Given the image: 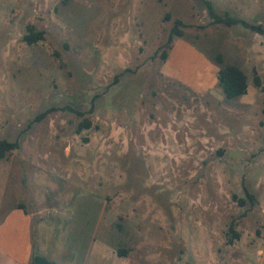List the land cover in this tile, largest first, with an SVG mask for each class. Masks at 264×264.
<instances>
[{
    "label": "rangeland",
    "instance_id": "obj_1",
    "mask_svg": "<svg viewBox=\"0 0 264 264\" xmlns=\"http://www.w3.org/2000/svg\"><path fill=\"white\" fill-rule=\"evenodd\" d=\"M208 4L264 27V0H0V221L48 174L103 212L90 264H264V36Z\"/></svg>",
    "mask_w": 264,
    "mask_h": 264
},
{
    "label": "crops",
    "instance_id": "obj_2",
    "mask_svg": "<svg viewBox=\"0 0 264 264\" xmlns=\"http://www.w3.org/2000/svg\"><path fill=\"white\" fill-rule=\"evenodd\" d=\"M35 177L37 194L32 200V212L18 203L0 221V264H31L33 251L55 264H90L103 212L89 204L79 205L90 195L77 191L62 207V179L56 177L55 183L48 174L38 173ZM53 195L56 202H52ZM34 216L42 219L36 224L37 243L33 250Z\"/></svg>",
    "mask_w": 264,
    "mask_h": 264
},
{
    "label": "trees",
    "instance_id": "obj_3",
    "mask_svg": "<svg viewBox=\"0 0 264 264\" xmlns=\"http://www.w3.org/2000/svg\"><path fill=\"white\" fill-rule=\"evenodd\" d=\"M209 7V13L210 16L215 20L216 23L218 24H226L227 26H234V25H243L244 27L251 29L255 33L264 36V27L261 25H250L246 21L243 20H236L230 17H222L220 15H217L212 7L208 4ZM181 25V22H178L176 25L175 33L178 36H182V31L178 29V26ZM43 37L42 33H30V35L26 36L25 40L29 44H33L39 40H41ZM219 86L222 88L223 93L225 97L228 100L235 99L237 97L243 96L247 93L248 85H247V77L245 73L237 68V67H228L219 72ZM257 85H260L259 79H255ZM90 122L89 121H84L81 124L80 128H90ZM18 148L17 143H12L6 140H0V161L4 160L7 156L8 153L16 150ZM23 209V207H21ZM28 214L30 212L27 211ZM33 214V213H31ZM38 218L37 216L33 217V227H32V244H33V250L35 249L36 246V224H37ZM31 264H55L52 262H49L47 259L40 257L36 255L33 251L32 259H31Z\"/></svg>",
    "mask_w": 264,
    "mask_h": 264
}]
</instances>
